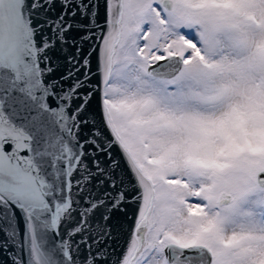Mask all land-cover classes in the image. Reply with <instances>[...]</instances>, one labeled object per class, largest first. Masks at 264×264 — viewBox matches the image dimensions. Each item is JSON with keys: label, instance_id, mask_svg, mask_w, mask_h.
Listing matches in <instances>:
<instances>
[{"label": "snow or ice", "instance_id": "obj_1", "mask_svg": "<svg viewBox=\"0 0 264 264\" xmlns=\"http://www.w3.org/2000/svg\"><path fill=\"white\" fill-rule=\"evenodd\" d=\"M0 264H264V0H0Z\"/></svg>", "mask_w": 264, "mask_h": 264}, {"label": "water", "instance_id": "obj_2", "mask_svg": "<svg viewBox=\"0 0 264 264\" xmlns=\"http://www.w3.org/2000/svg\"><path fill=\"white\" fill-rule=\"evenodd\" d=\"M126 227H127V225H125V228H126ZM123 239H124V237H123V235H121V236H120V243H121V244H123Z\"/></svg>", "mask_w": 264, "mask_h": 264}]
</instances>
